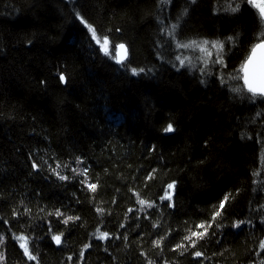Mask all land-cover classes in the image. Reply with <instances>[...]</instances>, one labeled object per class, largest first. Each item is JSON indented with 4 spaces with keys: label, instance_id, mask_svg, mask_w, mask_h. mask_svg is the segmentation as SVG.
Returning <instances> with one entry per match:
<instances>
[{
    "label": "trees",
    "instance_id": "obj_1",
    "mask_svg": "<svg viewBox=\"0 0 264 264\" xmlns=\"http://www.w3.org/2000/svg\"><path fill=\"white\" fill-rule=\"evenodd\" d=\"M173 24L236 43L201 72ZM259 31L246 0H0V264H264V100L229 78Z\"/></svg>",
    "mask_w": 264,
    "mask_h": 264
},
{
    "label": "snow or ice",
    "instance_id": "obj_2",
    "mask_svg": "<svg viewBox=\"0 0 264 264\" xmlns=\"http://www.w3.org/2000/svg\"><path fill=\"white\" fill-rule=\"evenodd\" d=\"M163 2V0H162ZM246 2L251 5L252 7L258 9V21H259V26H260V31L256 34L255 42L251 48L250 52L248 55L245 56V59L241 62L240 66L238 69L235 70L233 74L230 75L231 80H242L243 84L232 86L230 90L238 95H240L242 98H246L250 100L252 103H255L258 99L264 100V0H246ZM239 4L236 5V7H231L227 9L228 11L231 12H237L239 11ZM186 11V10H185ZM78 18L81 20V23L85 25V27L88 28V31L91 33V37L98 45H100L101 51L105 54L108 55L110 58L115 59V62L117 64H120L121 66L124 65V60L127 57V48L124 44H119L115 46V49L117 50H122L123 55L117 57L113 55L109 51V38L108 36L104 35L103 38L101 39V36L97 34L96 29L88 24L82 17L79 16ZM178 25L173 24L169 29H167V35L174 41H176V48H184V49H198L201 53L204 54V59L203 63L205 64V68L201 69V72L206 71L207 65L209 62L211 63H219L223 65V56H224V48H225V43L226 42H231L233 44L236 43V38L235 37H228L227 41H208V40H202V41H196V40H189L188 42H181L176 39V28ZM162 31H165L162 29ZM215 50V60H212L211 57L213 56V51ZM176 59L179 61V64L181 67L185 66L186 61H188L187 57H181L177 56ZM190 63V61H189ZM132 74L133 75H138L139 72H142L143 69L137 70V69H132ZM60 81L62 83L66 82V77L63 73L60 74ZM245 92L249 95H245ZM165 132H173L174 128L171 123L168 124V126L164 129ZM79 162V161H78ZM33 167H36L34 164ZM57 167H60V165H57ZM85 173L87 170H84ZM60 179H67V177L61 176ZM174 187V184H169L168 189H172ZM89 188L91 190H95L96 185L90 184ZM161 199H171V195L169 192H165V196L161 197ZM230 199L229 195H225L224 199L220 202L218 209L214 212L213 215V221H215L216 217L220 216L222 214L221 210L224 209L225 207V202ZM139 203L144 206L146 204L145 201L140 200ZM152 204H147V207H152ZM98 211H101L98 209ZM131 211V209L129 210ZM57 216L62 215V213L57 210L56 212ZM73 219H78L76 217H67L64 220V223H68V221L73 220ZM242 222H238L235 226L238 227L239 224ZM199 228H203L202 232H191L189 236L185 237V240H189L191 242V245L194 247L196 244V240L192 239L193 237H196L197 239L203 238L205 234H207L208 227H211V224H209L207 227L204 226V224L197 225ZM108 234L107 233H101L97 238L99 239H105L107 238ZM3 235H0V243L3 242ZM18 241H22L20 243V247L24 250L25 256L28 257L30 260L36 259L35 256H33L29 248L27 246V237L21 235L16 237ZM52 240L55 241L56 244L61 243V236L60 235H53ZM154 244L156 246H159L160 241H154ZM87 247V245L85 246ZM178 248L184 247L183 244L177 245ZM260 247L264 249V241L261 242ZM202 253L196 252L195 256L199 257L201 256ZM71 259V257H69Z\"/></svg>",
    "mask_w": 264,
    "mask_h": 264
},
{
    "label": "rangeland",
    "instance_id": "obj_3",
    "mask_svg": "<svg viewBox=\"0 0 264 264\" xmlns=\"http://www.w3.org/2000/svg\"><path fill=\"white\" fill-rule=\"evenodd\" d=\"M255 9H256V8H255ZM256 11L258 12V9H256ZM212 51H213V55H214V54H215V50H212ZM194 52H195V54H197V56H198L200 51H199L198 49H195V50H193V52L190 53V55L194 54ZM115 54H116V52H115ZM192 57H193V59H194L195 56H192ZM199 58L204 59V54L200 52V57H199ZM188 63H189V62H188ZM189 64H190V63H189ZM170 191H171V189L168 190V192H170Z\"/></svg>",
    "mask_w": 264,
    "mask_h": 264
},
{
    "label": "water",
    "instance_id": "obj_4",
    "mask_svg": "<svg viewBox=\"0 0 264 264\" xmlns=\"http://www.w3.org/2000/svg\"><path fill=\"white\" fill-rule=\"evenodd\" d=\"M121 44H124V43H121ZM125 45V44H124ZM115 52H116V54H115V56H117V57H119V56H121V55H123V52H122V50H115ZM128 58V51H127V57H126V59ZM125 59V60H126ZM124 60V61H125Z\"/></svg>",
    "mask_w": 264,
    "mask_h": 264
}]
</instances>
